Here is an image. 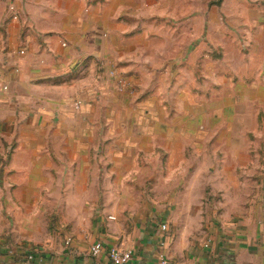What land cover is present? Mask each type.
I'll return each instance as SVG.
<instances>
[{
  "label": "crops",
  "instance_id": "1",
  "mask_svg": "<svg viewBox=\"0 0 264 264\" xmlns=\"http://www.w3.org/2000/svg\"><path fill=\"white\" fill-rule=\"evenodd\" d=\"M91 1L0 0V264H114L111 246L130 264H264L262 198L227 206L261 186L264 0L124 17ZM105 48L135 95L104 85Z\"/></svg>",
  "mask_w": 264,
  "mask_h": 264
},
{
  "label": "rangeland",
  "instance_id": "2",
  "mask_svg": "<svg viewBox=\"0 0 264 264\" xmlns=\"http://www.w3.org/2000/svg\"><path fill=\"white\" fill-rule=\"evenodd\" d=\"M91 1V0H90ZM101 2V4L106 3L108 0H98ZM116 0L117 6L122 5V14L123 17L126 15V13L133 14L131 11H134L136 14H140L141 11L145 10L146 2L147 0ZM197 4V13L198 16L200 14H203L206 10V8L210 11V9H217V7L220 5L222 0H194ZM97 0H92L90 3H96ZM190 2H193V0H190ZM188 0H181L182 5H187ZM214 7V8H213ZM214 14H217L215 11ZM200 19V17H198ZM198 27H200L198 25ZM103 38L108 37V33L104 31L102 33ZM97 64L98 67L101 70L102 79L104 82V85H107L108 87L112 88L116 94H128V95H135L136 94V87L134 85L133 80L131 77H129L120 67L117 63L112 62V58L108 54V49H102L99 51L98 54H96ZM235 92H231V94H234ZM219 95V93H218ZM220 96H217L218 98ZM214 99V98H213ZM242 106H240L241 108ZM240 110V109H239ZM244 110V108H243ZM246 110V109H245ZM258 110V109H257ZM256 110V111H257ZM260 116L263 115V112H260ZM255 162L258 160L260 161V171L256 172L254 178L255 179H261V186L260 187H252L250 185H246L244 188H230L228 195L233 197L236 201V195L238 193V196L240 197V200H242V203H236V202H229L227 205L231 210L236 211L237 208L243 209L244 211L250 210V208L253 206L252 198L257 197L258 195L262 198V204L264 205V154L262 153V156H260L259 159L257 157H254ZM251 171V170H250ZM220 190V189H219ZM218 189L215 188H209L206 190V195L210 198H216V197H223V193H220ZM241 194V196H240ZM250 199V200H247ZM254 201V200H253ZM255 205V204H254ZM205 206L203 205L205 211ZM211 207V210L216 211L219 210L218 206L214 203L209 205ZM202 207V208H203ZM55 222V221H54Z\"/></svg>",
  "mask_w": 264,
  "mask_h": 264
},
{
  "label": "built area",
  "instance_id": "3",
  "mask_svg": "<svg viewBox=\"0 0 264 264\" xmlns=\"http://www.w3.org/2000/svg\"><path fill=\"white\" fill-rule=\"evenodd\" d=\"M8 8H9V11L11 12V18L14 20H19L22 13L19 10V8L17 7V5L15 3H10ZM19 52L22 54V53H25V50L20 49ZM4 88L8 89V85L7 84L4 85ZM81 102H82L81 100H77L75 103V106L79 107ZM162 227H163V229H166L167 225L163 224ZM103 249H104V244L101 241H97L91 247V253L94 256H98V255H100V253L102 252ZM108 254H109V257L111 258V260L114 264H130L133 257H134V253L132 250L125 249V248H122L120 246H111L109 248ZM160 258H161V264H167L168 263L167 258L165 257L164 254H161ZM27 261L29 262V264H34L35 255L33 253L28 255Z\"/></svg>",
  "mask_w": 264,
  "mask_h": 264
}]
</instances>
